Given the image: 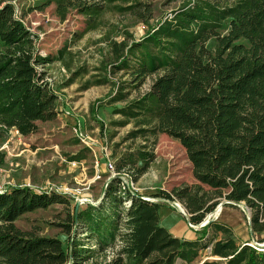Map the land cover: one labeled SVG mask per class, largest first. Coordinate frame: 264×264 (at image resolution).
<instances>
[{
  "label": "trees",
  "instance_id": "16d2710c",
  "mask_svg": "<svg viewBox=\"0 0 264 264\" xmlns=\"http://www.w3.org/2000/svg\"><path fill=\"white\" fill-rule=\"evenodd\" d=\"M11 1L0 0V130L13 128L27 136L37 131L38 122L55 119L58 96L44 69L50 59L40 53L37 36L16 16ZM55 4L62 20L67 9L75 7L86 17V31L107 5L142 16L131 0ZM226 20L228 30L221 34ZM128 38L110 45L115 54L112 70L125 80L114 94V100L125 102L117 112L135 120L128 136L164 133L179 140L197 180L154 197L177 198L191 223H200L216 207L217 198L244 203L250 210L252 235L263 232L264 0H183L139 40ZM211 39L215 43L209 48ZM240 39L248 45L237 43ZM146 81L148 91L130 100L131 92ZM103 194H114L111 212L103 213V201L96 206L87 203L80 211L74 206L63 246L56 237L38 236L15 224L24 213L59 202L56 194L35 193L26 185L0 192V264H190L198 248H209L222 264H264V248L239 244L229 236L213 239L211 227L229 232L218 223L208 222L193 240L173 236L159 223L162 204L130 191L118 175L107 181ZM79 220L86 222L87 243L72 229ZM103 230L116 246L111 253L106 251Z\"/></svg>",
  "mask_w": 264,
  "mask_h": 264
},
{
  "label": "rangeland",
  "instance_id": "374dc122",
  "mask_svg": "<svg viewBox=\"0 0 264 264\" xmlns=\"http://www.w3.org/2000/svg\"><path fill=\"white\" fill-rule=\"evenodd\" d=\"M182 1L131 0L137 4L141 17L107 5L97 17L95 26L87 31L84 30L86 17L75 7L67 9L62 20L55 0L11 1L16 16L37 36L40 53L50 59L44 69L58 96L57 116L51 121L38 122L36 132L24 136L13 128L0 130V192L11 186L26 185L35 193L58 196L59 202L20 216L15 224L21 230L38 236L56 237L66 246L69 238L66 230L72 225L73 208L78 201L79 211L85 209L87 203L96 206L103 201V213L111 212L109 200L114 194L104 198L103 192L108 179L117 173L124 184H129L131 191L143 199L159 201L179 213L185 218L187 229L197 233L195 238L200 236L203 221L191 223L181 201L175 197L168 200L154 197L161 191L197 183L185 149L179 140L164 133L128 136L135 128V120H126L117 112L125 102L114 100V94L119 82L125 80H120L118 71L113 72L111 67L115 59L111 42L119 43L126 35H130L128 39L139 40L148 28L171 15ZM116 5L124 6L120 2ZM227 30L228 20L223 22L219 32L225 34ZM214 43L211 39L207 47L212 48ZM237 43L248 45L244 39ZM148 88L149 82L146 81L128 98L131 100L136 93L148 91ZM69 117L73 121L68 120ZM119 120L127 122L121 125ZM140 168L143 171L139 172ZM134 177L136 181L132 180ZM119 189L122 191L123 187ZM116 195H121V192ZM217 200L216 207L219 208L211 211L209 220L228 227L229 232L211 227L210 236L213 239L229 236L239 244L248 243L262 250L256 244H264V231L252 235L250 210L244 203L231 202L223 197ZM212 217L215 219L211 220ZM120 223L117 221L118 227H121ZM85 224L84 220H79L76 226H72L73 231L77 229L83 243H87ZM104 236L106 251L111 253L116 247L111 245L114 241L108 231ZM89 243L93 245L94 239L90 238ZM196 251L197 256L190 264L204 260H216L222 264V260L211 255L209 248Z\"/></svg>",
  "mask_w": 264,
  "mask_h": 264
},
{
  "label": "crops",
  "instance_id": "0c3cea01",
  "mask_svg": "<svg viewBox=\"0 0 264 264\" xmlns=\"http://www.w3.org/2000/svg\"><path fill=\"white\" fill-rule=\"evenodd\" d=\"M68 120L73 121V118L69 117ZM159 223L166 228L173 236L184 239L192 240L197 233L187 229L185 225V218L179 213L173 211L167 206L162 205L158 211Z\"/></svg>",
  "mask_w": 264,
  "mask_h": 264
},
{
  "label": "water",
  "instance_id": "95a60500",
  "mask_svg": "<svg viewBox=\"0 0 264 264\" xmlns=\"http://www.w3.org/2000/svg\"><path fill=\"white\" fill-rule=\"evenodd\" d=\"M79 204H80V201H78L77 203H76V205H75V208H76V210H77V208L79 207ZM211 213L212 212H210L206 217H204L203 218V225H205V224H207L208 222H210V220H209V218H210V216H211ZM215 219V217H212V219L211 220H214ZM201 223V224H202ZM200 224V225H201ZM249 226H250V218H249ZM258 247H260V248H264V244H256Z\"/></svg>",
  "mask_w": 264,
  "mask_h": 264
},
{
  "label": "built area",
  "instance_id": "2783aa9c",
  "mask_svg": "<svg viewBox=\"0 0 264 264\" xmlns=\"http://www.w3.org/2000/svg\"><path fill=\"white\" fill-rule=\"evenodd\" d=\"M108 164H109V167H110V168L112 169V171H113V165H112L110 162H109ZM116 174H117V173H113L112 177H113V176H116ZM109 178H110V177H109ZM110 179H111V178H110ZM108 180H109V179H108ZM125 184H126V186L129 187V184H127V183H125ZM130 191H131V190H130ZM145 199H146V200H153V199H150V198H145ZM124 204H125V205H128V202H124ZM183 215H184V213H183ZM184 216H185V215H184Z\"/></svg>",
  "mask_w": 264,
  "mask_h": 264
},
{
  "label": "bare ground",
  "instance_id": "6f19581e",
  "mask_svg": "<svg viewBox=\"0 0 264 264\" xmlns=\"http://www.w3.org/2000/svg\"><path fill=\"white\" fill-rule=\"evenodd\" d=\"M218 208H219V206H217V207H216V209H215L214 211H217V210H218Z\"/></svg>",
  "mask_w": 264,
  "mask_h": 264
}]
</instances>
